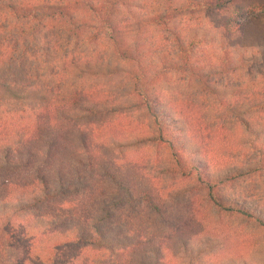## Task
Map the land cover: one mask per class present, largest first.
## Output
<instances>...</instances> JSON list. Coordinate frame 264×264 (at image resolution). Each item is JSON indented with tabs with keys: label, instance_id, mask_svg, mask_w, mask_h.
<instances>
[{
	"label": "trees",
	"instance_id": "obj_1",
	"mask_svg": "<svg viewBox=\"0 0 264 264\" xmlns=\"http://www.w3.org/2000/svg\"><path fill=\"white\" fill-rule=\"evenodd\" d=\"M257 68L264 0H0V264H264V76L225 81Z\"/></svg>",
	"mask_w": 264,
	"mask_h": 264
},
{
	"label": "rangeland",
	"instance_id": "obj_2",
	"mask_svg": "<svg viewBox=\"0 0 264 264\" xmlns=\"http://www.w3.org/2000/svg\"><path fill=\"white\" fill-rule=\"evenodd\" d=\"M251 16V11H247L245 13V16L243 17V19L248 18ZM164 36L158 32L157 30L151 29L149 31V33L147 34V38L153 40L154 42L157 40H161ZM82 51H84L83 57H90L93 58V60L98 61L99 58L104 59L103 62H106L108 60H110L111 58V50H110V46L108 45V42L106 40H101L98 41L97 43L93 44V45H89L88 47H86L85 49H83ZM204 56L208 57L213 55L212 50L210 48H205L204 50ZM262 76H264V69L260 68V69H254L251 70V72L246 73L242 70L237 71L235 73H231L225 76V81L226 83L232 85L234 83H241L240 85L243 84H247L249 81H251V79L253 78H257V79H261L263 78ZM257 80V81H259ZM104 83V82H103ZM103 83H99L98 85H101ZM186 81L184 80V78H182L181 76H175V75H168L166 77V79L162 82V84L160 85L159 90H162L163 92H165V94H172L173 96H177L180 93H187L189 92V89L186 88ZM227 85V84H224ZM201 95H199V104L200 106L203 108H208L209 110L207 111V118L209 119V121L211 120V123H219L220 122V108L218 107V102H216V100L214 99H205V98H201ZM201 112H206L203 109H201ZM133 156H140V155H146L147 157H151V158H155L156 157V152L155 151H140V152H134L133 154H131ZM109 158V157H108ZM23 173H16L13 174L11 173L6 174V175H1L0 176V183L4 180L7 179L8 181H11L13 179H16L18 176H21ZM174 184V183H173ZM138 185L143 186L144 184L142 182L138 183ZM170 186H172L171 183L168 182H164V183H160V187H165V188H170ZM117 188V187H115ZM244 189H248V190H257L255 191V193L259 196L262 197V195L264 194V184H255L254 181L250 180L247 182H244ZM143 189H146V187H144ZM193 198H189V200H191ZM185 201V200H184ZM197 200L195 199V202ZM192 202V201H191ZM187 201H185V206L182 207H177V208H173L168 212L167 215H170L171 217H182L185 216L188 213V209L190 210L191 205L187 206ZM189 203V202H188ZM196 206V203H195ZM200 211V210H198ZM230 223H234L236 226H239L240 223L237 222H230ZM247 226H241V227H235V233L238 234L239 239L242 238H246V239H254V238H262V242H264V238L262 237V235L260 234V231L256 230L255 228L252 227H247ZM254 229V230H253ZM203 235H205V233H203ZM228 235V234H227ZM258 249V248H257ZM257 253L260 255V259L262 260L264 258V247H261V250H257ZM206 263L205 264H211V262L206 259L205 260Z\"/></svg>",
	"mask_w": 264,
	"mask_h": 264
}]
</instances>
